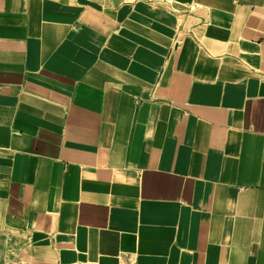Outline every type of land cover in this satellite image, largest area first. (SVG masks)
I'll list each match as a JSON object with an SVG mask.
<instances>
[{
  "label": "crops",
  "instance_id": "obj_1",
  "mask_svg": "<svg viewBox=\"0 0 264 264\" xmlns=\"http://www.w3.org/2000/svg\"><path fill=\"white\" fill-rule=\"evenodd\" d=\"M0 264H264V0H0Z\"/></svg>",
  "mask_w": 264,
  "mask_h": 264
}]
</instances>
